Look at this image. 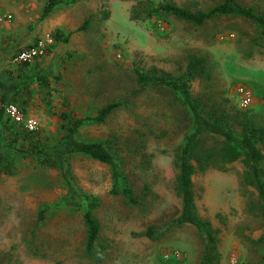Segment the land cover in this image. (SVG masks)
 I'll return each mask as SVG.
<instances>
[{
  "label": "rangeland",
  "instance_id": "374dc122",
  "mask_svg": "<svg viewBox=\"0 0 264 264\" xmlns=\"http://www.w3.org/2000/svg\"><path fill=\"white\" fill-rule=\"evenodd\" d=\"M140 1L149 0H80L43 19L46 0H0V16L13 14L11 22L0 24L1 47L16 49L13 60L37 39L53 38L52 50L31 62L56 80L52 96L34 84L39 131L61 133L63 109L96 115L103 105L122 101L105 122L85 125L80 137L108 144L140 200L133 205L110 193L106 164L83 155L72 160L77 185L100 199L98 256L88 255L82 212L55 205L65 192L62 175L19 156L16 174L0 172V264H200L204 243L196 228L171 225L182 208L176 153L191 114L171 88L143 86L135 70L158 67L179 75L191 55L204 56L211 79H195L194 96L209 105L223 103L231 113L252 110L264 124V39L254 41L257 26L243 17H215L200 26L168 14L139 15ZM152 1L206 11L221 0ZM239 1L264 14V0ZM91 15L88 27L76 31ZM56 28L71 33L69 40H55ZM240 86L252 91L249 107L241 105ZM244 171L240 159L226 170L193 176L197 211L217 230L221 264H264L262 200L244 182ZM44 204L48 216L38 226Z\"/></svg>",
  "mask_w": 264,
  "mask_h": 264
},
{
  "label": "trees",
  "instance_id": "16d2710c",
  "mask_svg": "<svg viewBox=\"0 0 264 264\" xmlns=\"http://www.w3.org/2000/svg\"><path fill=\"white\" fill-rule=\"evenodd\" d=\"M78 1L80 0H46L42 18L51 15L61 5L70 6ZM140 5L142 11L139 10V15L162 17L168 14L200 26L215 17H243L257 26L259 35L254 41L264 39V14L239 0H221L206 11H193L170 2L156 3L152 0L140 1ZM93 17L94 15L88 17L77 30L86 29ZM70 34L61 28L53 32L57 41H68ZM51 50V47L47 49V53ZM44 72L38 62H26L0 76V172L16 174V160L19 156H30L39 165L59 172L65 192L55 205L58 208L82 212L86 226L85 251L88 255L98 256L96 247L102 226L95 211L100 205V199L77 185L71 165L72 160L80 155L106 164L111 170L110 193L122 196L129 204H140L128 175L108 144L100 139L86 140L80 137V131L85 125L105 122L124 103L120 100L109 102L96 115L88 116H76L71 111L64 110L61 113L62 132L56 135H42L39 129L28 131L5 113L4 105L13 102L28 113L31 99L34 98L35 83L48 90L47 93L52 96L56 80ZM135 73L137 81L143 86L171 88L191 114L190 130L176 153V182L182 208L180 214L171 220V225L194 226L204 243L200 264H221L217 230L211 220L197 211L193 176L197 171L209 168L226 170L230 163L241 159L245 164L243 180L256 187L262 200L261 209L264 215V124L252 114V110L238 109L231 113L223 103L209 105L202 96H194L191 91L192 82L197 78L211 79V69L204 56L191 55L185 71L179 75L158 67L149 70L136 69ZM211 137L220 139L211 144ZM47 216L48 205H41L37 225H42ZM148 232L149 230L147 234Z\"/></svg>",
  "mask_w": 264,
  "mask_h": 264
},
{
  "label": "built area",
  "instance_id": "2783aa9c",
  "mask_svg": "<svg viewBox=\"0 0 264 264\" xmlns=\"http://www.w3.org/2000/svg\"><path fill=\"white\" fill-rule=\"evenodd\" d=\"M13 14L8 13L3 16H0V22L12 21ZM0 42H1V30H0ZM53 43V38L50 36L41 37L37 39L35 43H33L28 48L20 51L16 57L15 62L17 63H31L36 58L43 56L48 47ZM239 93L241 94V105L242 107H249L253 101L252 91L246 86L239 87ZM1 105V101H0ZM5 113L15 122L21 123L26 130L28 131H36L40 128L41 122L35 117L26 113L24 110L20 108V106L16 103H8L4 105Z\"/></svg>",
  "mask_w": 264,
  "mask_h": 264
},
{
  "label": "crops",
  "instance_id": "0c3cea01",
  "mask_svg": "<svg viewBox=\"0 0 264 264\" xmlns=\"http://www.w3.org/2000/svg\"><path fill=\"white\" fill-rule=\"evenodd\" d=\"M57 10V9H56ZM55 10V11H56ZM8 14V13H7ZM50 16V15H49ZM49 16H47V17H49ZM46 17V18H47ZM87 19V18H86ZM85 19V20H86ZM7 22H11V21H5V22H0V24H2V23H7ZM3 24V25H4ZM83 24V23H82ZM81 24V25H82ZM3 25H1V27H3ZM79 28V27H78ZM77 28V29H78ZM56 29H58V28H56ZM55 29V30H56ZM76 29V31H80V30H77ZM0 30H1V28H0ZM1 38H2V35H1ZM9 38H10V36H9ZM1 43V42H0ZM16 52V49H14V48H4V47H1V44H0V76H4V75H6V73H7V71L8 70H12V69H16L17 68V66L18 65H21V64H19V63H17V62H15V60H13V57H14V55L16 54L15 53ZM39 58H41V57H39ZM38 58V59H39ZM37 62V61H36ZM42 68H45V67H43V65H41L40 63H38ZM31 87H33V85L31 86ZM34 101H35V103H34ZM37 109H38V107H37V102H36V99L35 98H33V99H31V103H30V106H29V109H28V114L29 115H31V116H35V117H37L35 114H33V113H35L36 111H37ZM64 110H66V109H63V111ZM62 111V112H63ZM61 112V113H62ZM61 115V114H60ZM38 119H39V117H37ZM5 174V173H4Z\"/></svg>",
  "mask_w": 264,
  "mask_h": 264
}]
</instances>
